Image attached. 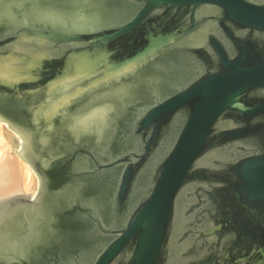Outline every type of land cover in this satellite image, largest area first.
<instances>
[{
    "label": "water",
    "instance_id": "1",
    "mask_svg": "<svg viewBox=\"0 0 264 264\" xmlns=\"http://www.w3.org/2000/svg\"><path fill=\"white\" fill-rule=\"evenodd\" d=\"M126 1L0 0V264H264V0Z\"/></svg>",
    "mask_w": 264,
    "mask_h": 264
},
{
    "label": "bare ground",
    "instance_id": "2",
    "mask_svg": "<svg viewBox=\"0 0 264 264\" xmlns=\"http://www.w3.org/2000/svg\"><path fill=\"white\" fill-rule=\"evenodd\" d=\"M0 121V197L7 195L23 194V189L33 192L34 171L27 167L24 172V164L19 161V157L11 152L13 144V134L8 132ZM11 144V145H10ZM27 194V193H26Z\"/></svg>",
    "mask_w": 264,
    "mask_h": 264
},
{
    "label": "flooded vegetation",
    "instance_id": "3",
    "mask_svg": "<svg viewBox=\"0 0 264 264\" xmlns=\"http://www.w3.org/2000/svg\"><path fill=\"white\" fill-rule=\"evenodd\" d=\"M52 3H55L56 5L62 6L64 2H66L67 0H50ZM79 2H76L77 4L79 3L81 7L80 9L85 11L84 6L86 4H90L92 6H99V3L102 2L104 4H107L106 2H104V0H78ZM110 1V4L112 2V4L117 7L118 9V13L122 14V16L124 15H128L129 13H131L134 10V5L132 3H130L129 1L126 0H114V2L112 0H108ZM87 6V5H86ZM111 6V5H110ZM87 10V9H86ZM63 27V26H62ZM171 75H167V80L170 83H175L178 82L179 80H182L183 78H185V74L183 75V73H179L176 70H171L170 72ZM131 112V109L129 110ZM125 113L129 114L128 110H125ZM132 117L131 115H127L125 116V119L123 121L120 122V127L123 126V124L126 123H130L132 121ZM4 125H6V123H3ZM7 126V125H6ZM121 133V132H120ZM32 195H35L32 194Z\"/></svg>",
    "mask_w": 264,
    "mask_h": 264
},
{
    "label": "rangeland",
    "instance_id": "4",
    "mask_svg": "<svg viewBox=\"0 0 264 264\" xmlns=\"http://www.w3.org/2000/svg\"><path fill=\"white\" fill-rule=\"evenodd\" d=\"M2 123H4V122H2ZM4 125V124H3ZM5 127V129L8 131V132H10L11 134H13L14 136H16V134L13 132V131H11L6 125H4ZM17 143L18 144H20V140H18L17 141ZM11 145V144H10ZM11 150V152H12V154L13 155H16V156H18L19 157V161L21 162V163H23L24 164V172H25V170H27V169H25V168H27V167H30L31 168V166L25 161V160H23L17 153H16V150H15V148L13 147V145H12V148L10 149ZM25 166H27V167H25ZM32 169V168H31ZM32 171H33V169H32ZM34 173V172H33ZM34 180H33V184L35 185L34 187V190H33V192L32 191H30V193H35L36 192V190H37V183H38V181H37V177H36V175H35V173H34ZM23 191V194H28L29 193V191H26V189H23L22 190ZM22 194V193H21Z\"/></svg>",
    "mask_w": 264,
    "mask_h": 264
}]
</instances>
